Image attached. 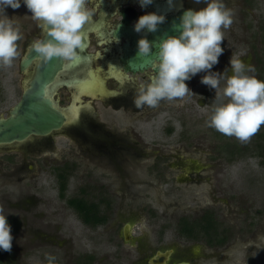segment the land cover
I'll return each instance as SVG.
<instances>
[{
    "label": "rangeland",
    "instance_id": "rangeland-1",
    "mask_svg": "<svg viewBox=\"0 0 264 264\" xmlns=\"http://www.w3.org/2000/svg\"><path fill=\"white\" fill-rule=\"evenodd\" d=\"M224 2L233 9L234 22L224 30V52L211 71L223 74L227 69L232 75L230 60L234 54L253 66L256 77L264 80V0ZM5 13L10 18V13ZM16 19L13 20L23 38L17 42L20 55L12 67L0 66V116L8 115L19 101L33 73V68L22 72L19 66L25 51L37 39V30L26 28L20 17L19 21ZM207 74L198 73L187 82L193 94L164 107L142 109L137 129L144 150L136 157L139 162L125 169L109 147H104V157L94 146L98 153L95 157L71 156L72 139L60 131L54 137L69 157H25L16 144L0 145L2 152L18 149V163L28 160L22 178L6 177L5 172L14 166L0 152V206L8 220H21L20 228L12 230L11 253L16 264H48L47 255L55 256L56 264H75L86 254L95 257L94 264H129V256L118 254L113 242L117 238L114 230L131 219L136 222L134 234L148 232V254L153 246L163 245L175 248L177 258L195 257L193 264H264V156L258 155L262 139L257 133L249 143H241L206 126L216 96L215 89L201 83ZM57 93L61 107H67L72 92L62 88ZM91 98L82 97L81 104H88ZM94 102L101 119L111 129L128 123L124 110ZM120 155L124 157V149ZM65 161L77 164L68 183L67 197L80 194L82 187L86 191L81 194L88 201L99 202L104 197L111 206L107 211L112 217L109 227L84 224L66 199L60 198L51 167ZM129 180L135 181V187H128ZM100 208L103 212L106 205L101 204ZM208 209L216 214L222 227L229 229L231 238L226 246L217 248L200 242L203 252L194 249V254L190 243L176 233L178 220L183 216L196 218ZM164 228L165 238L157 241L153 231ZM136 244H126L127 250L133 252Z\"/></svg>",
    "mask_w": 264,
    "mask_h": 264
},
{
    "label": "clouds",
    "instance_id": "clouds-1",
    "mask_svg": "<svg viewBox=\"0 0 264 264\" xmlns=\"http://www.w3.org/2000/svg\"><path fill=\"white\" fill-rule=\"evenodd\" d=\"M206 2V8L188 9L179 24L173 23L179 35H168L158 41L147 38L138 41V56L150 57L156 48L157 58L150 82L138 86L133 103L137 109L155 108L162 101L183 99L193 94L186 81L207 72L201 83L215 89L216 96L206 126L241 143H249L264 126V80L256 77L253 66L234 54L230 60L232 75H228L227 69L223 74L211 71L224 52L221 46L224 30L233 24L235 13L224 0ZM23 3L32 13V20L46 32L45 37L31 44L37 57L46 63L53 58L68 64L77 62L84 48L82 30L95 15V8L89 6L91 0H23ZM152 3L153 0H140L142 8ZM168 3L172 6L173 0ZM8 7L19 9L21 0H0V66L5 68L12 67L19 57L17 42L23 38L19 26L5 13ZM165 20L164 15L155 12L142 15L135 23V31L156 32ZM12 242V227L0 206V249L11 252ZM46 259L48 264H56L55 256L47 255Z\"/></svg>",
    "mask_w": 264,
    "mask_h": 264
},
{
    "label": "flooded vegetation",
    "instance_id": "flooded-vegetation-1",
    "mask_svg": "<svg viewBox=\"0 0 264 264\" xmlns=\"http://www.w3.org/2000/svg\"><path fill=\"white\" fill-rule=\"evenodd\" d=\"M166 4L167 0H153V3L151 5L142 8L140 5V0H91L89 6L95 8V15L92 17L91 21L84 26L82 30L85 33V39L84 48L80 52V59L77 62H74L73 65H70L66 62L65 68L60 71L59 76L56 79L58 87L55 92V97L58 100L57 92L62 88H66L71 91V101L69 102V105L65 107L68 108L76 100L75 98L78 93L77 81L91 76V69H94L97 73L99 72L101 74L102 79L105 82V88L104 91H96L94 94H83L82 97L86 96L90 98L92 96L91 99L93 100H90L86 105H82V101L78 100V116H76L74 120L67 119L64 128L60 130V132L62 133H67L72 139L71 141L73 142V149L70 151L71 156L95 157L98 155V153L95 152L93 148L96 147L97 149L101 150V154H99V156L104 157V147H109L110 152L119 162V164L123 166V169H125L124 167L135 165L139 162L136 157H140L142 155L140 150H144V148L141 146V141L139 139L140 132L137 129V126L141 121V115L143 114L142 109L145 110V108H148V106L137 109L133 103V99L138 86L145 85L150 82V77L153 74V65L149 66L143 71H134L127 65L126 58L133 51L132 49L134 44L132 40L133 37H131V35L126 32V30L128 29V27H130L134 31V33L138 35V37L147 38V35L151 34V32H148L147 29L139 33L135 31L134 26L140 16L155 12L159 15H164L165 17H167L169 15L176 14L183 9H193L195 11H199L207 7L206 0H200L199 3H197V0H183L182 7L175 10H168V6ZM163 9H165V11ZM5 11H8L10 13V18L15 19V17H17V19H19L20 17V22H22L26 28L28 27L37 30V38H43L46 35V32L43 30V28L38 27L37 23L32 20V13L27 9V6L23 3V0H21V7L19 9H12L11 7H8ZM30 49L31 45L25 51L23 57L20 60V70L21 61L27 55ZM83 61L84 63L77 66V64ZM37 62L38 59L34 60L33 64L26 72H29L31 68H33V76V74L35 73ZM31 77L29 78V80L31 79ZM28 82L26 86L28 85ZM1 91L2 90L0 87V92ZM94 100L101 101L103 105H110L111 107H115L116 110H124V119L127 118L126 120H128V123H124V126L121 128L112 127L111 129L107 121L101 119L100 112ZM171 103L172 102L162 101L158 107H164L167 104ZM58 104V107L60 109H63V107L61 108L59 100ZM158 107L149 108L156 109ZM113 119L118 120L117 117H113ZM113 121L115 122V120ZM167 130L169 132H172L173 129L171 127H168ZM58 132L59 131H56L46 136L37 135L30 137L22 143L16 144L15 147L21 148L25 157L34 156L40 158L49 157L54 154L69 157L70 154L66 153V149L60 148L57 145V139L54 137V135H57ZM126 141L130 142V144L132 143L131 146L124 145ZM91 143H94V145H92ZM121 149H124V157L122 158L120 157ZM261 152L262 154L259 155L258 153V155L264 156V150ZM1 154L3 158L7 160L6 162H8V164L14 166V168H11L10 170H7L5 172V176L12 177L14 175H18L19 178H22V171L28 163V160L25 158V162H17L18 159L15 158L20 157L18 149H15L14 151L12 150L11 152L3 150ZM101 161L105 163V160ZM1 164L3 163L0 161V165ZM76 167L77 164L75 161H65L51 167V171L56 177L59 184V195L60 177L58 176V173L66 176V190L64 193V197L60 195V198H65L68 205V199L74 197L84 198L88 201V198L84 196V194H81L86 191L84 187L81 188V195L78 194L75 196L67 197L68 183L70 178L74 175V170L76 169ZM126 184L129 188L135 187V181L129 180L126 182ZM88 202L91 203L92 201L89 200ZM108 202L109 201H106L104 197L101 199V204L106 205L105 213L106 215H108V217L105 221L98 222V224L94 225L86 224L79 216L77 210L71 205L69 206L75 210L84 224L92 228H97L99 226L109 227L108 225H110L112 217L111 213L107 212ZM204 212H206V210ZM204 212L202 213V215L196 218L202 217ZM212 213L213 216L216 217V214L213 211ZM216 218L218 219V217ZM148 220V222L151 224L149 217ZM127 224L130 225L129 240H127L125 237V227ZM135 227L136 222L134 221V219H131L123 222L119 229L114 230V233H116L117 235V238L114 239L113 242L116 248L115 250L118 254L119 252H121L122 255L127 254L130 258L129 264H177L180 262H188L190 264H193L195 257H192V259L190 260L187 258H177V250H175V248H173L172 246H163L162 244V246L160 247L153 246L152 253L148 254V250H146V245L149 241L148 232L145 234L143 231V235H136L134 234ZM153 232L155 233L153 237H155L157 241L164 239L165 235L167 234L165 228L158 229L156 231L154 230ZM176 233L179 237H183L184 240L190 243L188 245L190 246L189 249L193 250L191 251L192 253H194L195 251L203 252L201 247L199 246L200 242H206L209 247L217 248L220 246H226L230 241L229 240L222 245L214 246L210 245L200 235L199 239H191L190 237L181 235L178 230L176 231ZM133 242L137 243L138 245L136 244L135 246H133L135 250H133L132 252L131 250H127L126 244L132 245ZM261 242L264 246V239H261ZM159 252H161V254ZM135 254H137L136 257ZM94 261L95 257L93 255L86 254L84 257L78 259L75 264H82L84 262L94 264Z\"/></svg>",
    "mask_w": 264,
    "mask_h": 264
},
{
    "label": "water",
    "instance_id": "water-1",
    "mask_svg": "<svg viewBox=\"0 0 264 264\" xmlns=\"http://www.w3.org/2000/svg\"><path fill=\"white\" fill-rule=\"evenodd\" d=\"M186 10L188 9H183L176 14L167 16L165 22L158 26L156 32H151V34L147 35V39L149 41H158L168 35H179L174 30L173 23L179 24L180 18ZM126 32L133 37L134 44L133 51L126 58L127 65L134 71H143L152 66L157 58L155 56L157 49L153 48V55L150 57L138 56V41L142 37H138L130 27H128ZM37 56L38 54L31 48L21 61V70L26 72L33 64V61L38 59L35 73L29 80L19 101L15 103L8 115L0 116V145H15L33 136H46L62 130L65 126L66 116L47 95V92L49 85L57 83L56 79L60 71L65 68L66 62L60 58H53L46 63ZM73 64L71 63L70 65ZM129 231L130 225L127 224L125 227L127 240L130 239ZM159 253L161 254V252ZM177 264L190 263L180 262Z\"/></svg>",
    "mask_w": 264,
    "mask_h": 264
},
{
    "label": "trees",
    "instance_id": "trees-1",
    "mask_svg": "<svg viewBox=\"0 0 264 264\" xmlns=\"http://www.w3.org/2000/svg\"><path fill=\"white\" fill-rule=\"evenodd\" d=\"M258 137L262 139V143H258V148L260 149L259 155L262 154L261 151L264 150V127L262 131L258 132ZM60 177V195L64 197L66 190V176L59 174ZM69 205L77 210L79 216L83 219L86 224H98V222L105 221L108 215H106L105 210L102 212L101 199L99 202L92 201L89 203L84 198H70L68 199ZM110 202L107 203V208L110 209ZM12 230L17 231L21 226V220L18 218H12L8 220ZM177 230L181 235L190 237L191 239H199V235L203 239H206L210 245H222L230 240L229 229L222 227L219 220L213 216L211 210H206L203 216L200 218H189L181 217L178 220ZM16 260L12 256L11 252H6L0 249V264H16ZM82 264H90L89 262H84Z\"/></svg>",
    "mask_w": 264,
    "mask_h": 264
},
{
    "label": "bare ground",
    "instance_id": "bare-ground-1",
    "mask_svg": "<svg viewBox=\"0 0 264 264\" xmlns=\"http://www.w3.org/2000/svg\"><path fill=\"white\" fill-rule=\"evenodd\" d=\"M168 10L179 9L183 5V0H173L172 6L169 5L168 0L167 4ZM165 11V9H163ZM86 62V61H85ZM83 62L77 64V66L81 65ZM76 66V67H77ZM91 76L84 78L83 80L77 81L78 85V93L76 95V100L68 107L61 109L68 120H74L79 113V106L77 105V101L81 100L82 95L85 93L94 94L96 91H104V80L102 79L101 74L96 72V70L91 69ZM48 96L53 100L56 106H59L58 100L55 97V92L58 87V83H53L48 86ZM62 108V107H61Z\"/></svg>",
    "mask_w": 264,
    "mask_h": 264
}]
</instances>
